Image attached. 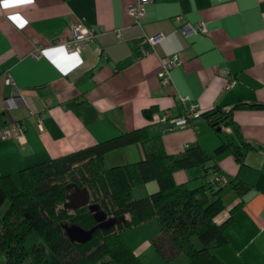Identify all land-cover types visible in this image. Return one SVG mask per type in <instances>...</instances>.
Returning a JSON list of instances; mask_svg holds the SVG:
<instances>
[{"label": "crops", "instance_id": "crops-1", "mask_svg": "<svg viewBox=\"0 0 264 264\" xmlns=\"http://www.w3.org/2000/svg\"><path fill=\"white\" fill-rule=\"evenodd\" d=\"M134 2L0 0V112L4 126L17 122L23 128L20 136L0 138V172L18 181L27 166L144 126L161 137L167 153L177 156L194 146L214 154L223 142H230L241 146L242 159L226 149L206 166L215 164L248 190L239 195L232 182L221 189L225 207L215 220L222 223L233 215L234 221L225 232L229 243L212 251L225 264H264V108L234 109L230 118L238 130L223 122L215 128L203 119L170 130L159 120L165 109L183 111L179 96H187L200 111L228 110L238 102L264 103V0H155L146 4L140 24L133 23L126 10ZM75 22L95 30L96 39L80 53L54 46L67 38ZM201 22L202 32H180L186 23L198 29ZM157 34L163 37L142 44L144 37ZM39 47L42 55L33 57ZM174 56L180 63L171 70L172 85L164 86L157 73L162 59ZM225 70L235 78L229 89ZM7 74L15 85L5 82ZM150 107L156 110L148 119L143 111ZM243 140L261 148L243 147ZM140 159L138 143L106 154L107 165ZM173 176L193 188L213 173L204 176L203 167H194ZM145 185L149 192L158 188L154 180ZM157 230L154 224H144L121 235L143 264H156L155 259L158 264H187L184 254L170 263L163 260L151 243Z\"/></svg>", "mask_w": 264, "mask_h": 264}, {"label": "trees", "instance_id": "trees-1", "mask_svg": "<svg viewBox=\"0 0 264 264\" xmlns=\"http://www.w3.org/2000/svg\"><path fill=\"white\" fill-rule=\"evenodd\" d=\"M264 108V103L238 102L228 110L215 108L201 111L203 119L218 128L237 124L230 118L237 108ZM156 109H144L152 118ZM4 126L0 112V128ZM138 143L142 159L107 165L109 151ZM243 147L259 149L260 145L242 141ZM230 149L242 159L241 146L223 142L215 149L220 154ZM214 154L200 146L188 148L183 156L169 154L162 139L150 134L148 126L121 133L63 156L44 160L20 170L18 181L0 172V255L4 264H143L123 239L121 232L135 226L154 224L158 227L151 243L166 263L180 254L187 264H225L212 250L229 243L227 227L233 215L222 223L215 217L225 207L221 189L233 183L242 195L248 186L229 178L223 184L216 179L221 173L215 164L206 166ZM203 167L204 176H213L190 188L177 183L174 172ZM156 181V191L133 197V188ZM86 188L89 202L70 211L66 207L68 186ZM90 204H97L115 222L98 226ZM240 204V203H239ZM93 229L89 238L77 241L67 234L66 226ZM194 240L200 242L196 246Z\"/></svg>", "mask_w": 264, "mask_h": 264}, {"label": "built area", "instance_id": "built-area-1", "mask_svg": "<svg viewBox=\"0 0 264 264\" xmlns=\"http://www.w3.org/2000/svg\"><path fill=\"white\" fill-rule=\"evenodd\" d=\"M155 0H135L134 3H131L127 6V13L131 17L133 23L140 24L142 19L146 14V4ZM200 28L196 29L189 24H184L180 27V32L187 36L190 33H199L205 30L204 23L199 24ZM97 32L93 29H90L83 25L80 22H75L69 27L68 36L66 39L61 42L55 44L54 46H61L66 51L70 53H80L84 46L95 40L97 37ZM163 36L161 34L153 35L150 37H144L142 40V44L149 43L154 44L156 41L161 39ZM143 53H146L147 50L143 47ZM43 49L37 48L35 49L31 55L33 57H40L42 55ZM180 63V59L178 56H174L171 58L162 59L161 69L158 71L157 76L159 81L164 86L172 85V76L171 70L174 66ZM228 79L226 84V89L231 88L235 83V78L229 72V70H225L222 72ZM5 82L8 85H15L13 78L7 74L5 77ZM16 93H13V96ZM12 97L8 99L9 103L12 104ZM179 101L183 106V111L179 114L173 113L170 109H165L159 118L160 121L167 123V129H174L176 127L189 126L192 123L193 119H198L201 116V111L197 108V106L189 100L187 96H179ZM42 116L38 119V123L41 124ZM23 131L20 123L14 122L10 126H4L0 128V138H8L11 136H20ZM218 181L223 184L228 183L229 178L226 175H219L216 177Z\"/></svg>", "mask_w": 264, "mask_h": 264}, {"label": "water", "instance_id": "water-1", "mask_svg": "<svg viewBox=\"0 0 264 264\" xmlns=\"http://www.w3.org/2000/svg\"><path fill=\"white\" fill-rule=\"evenodd\" d=\"M74 188L72 194H68L70 200L69 203L66 202V207L73 208L74 210L82 205H86L89 202V194L86 188H79L74 184L68 186V190ZM89 208L94 212L95 218L98 221V226H106L115 222V219L108 218L107 215L99 208L97 204H90ZM67 234L71 239L77 241H84L90 237L93 229L85 230L78 225L66 226Z\"/></svg>", "mask_w": 264, "mask_h": 264}, {"label": "rangeland", "instance_id": "rangeland-1", "mask_svg": "<svg viewBox=\"0 0 264 264\" xmlns=\"http://www.w3.org/2000/svg\"><path fill=\"white\" fill-rule=\"evenodd\" d=\"M141 185H144V186H141ZM140 187V188H139ZM147 187L148 186H146L145 185V183L144 184H140V185H138V186H136V187H134L133 188V191H132V193H133V197H135V198H140V197H142V196H145V195H148V194H150V193H152L153 191H151V192H149L148 191V189H147ZM140 189V190H139ZM145 189V190H144ZM68 194L70 195V194H72V191L71 190H69L68 191ZM184 257V256H183ZM149 258V260H153V258H151V257H148ZM181 259V258H180ZM152 262H156V264H158L157 263V261H156V259H155V261H152ZM5 263V256L3 255V254H1L0 255V264H4ZM177 263V262H176ZM148 264H151V263H148Z\"/></svg>", "mask_w": 264, "mask_h": 264}, {"label": "snow or ice", "instance_id": "snow-or-ice-1", "mask_svg": "<svg viewBox=\"0 0 264 264\" xmlns=\"http://www.w3.org/2000/svg\"><path fill=\"white\" fill-rule=\"evenodd\" d=\"M13 2L14 3H27V2H31V0H13ZM5 6H7V3L5 4Z\"/></svg>", "mask_w": 264, "mask_h": 264}]
</instances>
